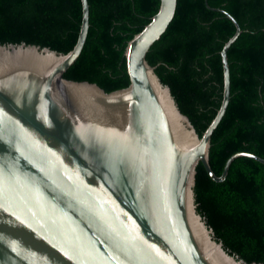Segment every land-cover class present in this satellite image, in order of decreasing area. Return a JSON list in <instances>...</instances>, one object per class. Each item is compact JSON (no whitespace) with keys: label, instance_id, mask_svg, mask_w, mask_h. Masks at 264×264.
Wrapping results in <instances>:
<instances>
[{"label":"water","instance_id":"1","mask_svg":"<svg viewBox=\"0 0 264 264\" xmlns=\"http://www.w3.org/2000/svg\"><path fill=\"white\" fill-rule=\"evenodd\" d=\"M206 5L207 0H205ZM77 42L67 54L24 43L0 44V264H247L228 254L197 212L194 186L209 163L211 137L231 95L224 44L221 105L200 137L147 53L172 22L177 0L125 48L129 85L106 92L64 78L89 30L81 0ZM257 264V263H252ZM261 264V263H259Z\"/></svg>","mask_w":264,"mask_h":264},{"label":"trees","instance_id":"2","mask_svg":"<svg viewBox=\"0 0 264 264\" xmlns=\"http://www.w3.org/2000/svg\"><path fill=\"white\" fill-rule=\"evenodd\" d=\"M89 30L64 78L97 84L106 92L129 85L127 43L157 13L160 0H88ZM229 13L242 33L228 50L231 95L211 137L209 163L221 176L238 152L264 159V0H207ZM205 0H177L172 22L147 53L160 81L201 137L223 97L220 52L234 24ZM82 22L81 0H0V44L36 45L70 52ZM197 212L224 250L247 264H264V165L235 159L222 183L196 167Z\"/></svg>","mask_w":264,"mask_h":264}]
</instances>
